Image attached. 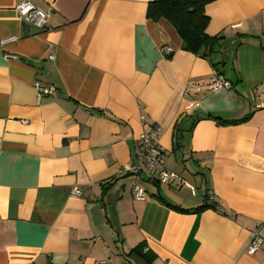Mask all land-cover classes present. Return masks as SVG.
<instances>
[{
	"label": "crops",
	"instance_id": "1",
	"mask_svg": "<svg viewBox=\"0 0 264 264\" xmlns=\"http://www.w3.org/2000/svg\"><path fill=\"white\" fill-rule=\"evenodd\" d=\"M23 1L48 13L44 30L18 18ZM151 1L0 0V264H132L140 244L153 264H264V0L205 7L230 87L202 93L213 69L146 18ZM155 126L164 168L193 192L122 173Z\"/></svg>",
	"mask_w": 264,
	"mask_h": 264
},
{
	"label": "trees",
	"instance_id": "2",
	"mask_svg": "<svg viewBox=\"0 0 264 264\" xmlns=\"http://www.w3.org/2000/svg\"><path fill=\"white\" fill-rule=\"evenodd\" d=\"M212 2L213 0H152L147 6L146 18L152 22L161 19L167 21L179 37L183 52L207 61L216 74L223 76L222 69L226 60L213 61V57L222 50L220 44L222 38L219 36L210 37L206 34L209 18L206 16L204 9ZM167 58H171V56L169 55ZM205 118L216 120L209 115ZM205 118H198L193 122L206 120ZM247 119L248 116L237 121L217 120V124L225 126L244 122ZM153 185H157V183L154 182ZM209 207L203 204L194 209V212L198 213ZM171 208L178 212H188L180 208ZM144 248L143 244L133 248L126 255L128 261L132 264H153V255L148 251H144Z\"/></svg>",
	"mask_w": 264,
	"mask_h": 264
},
{
	"label": "built area",
	"instance_id": "3",
	"mask_svg": "<svg viewBox=\"0 0 264 264\" xmlns=\"http://www.w3.org/2000/svg\"><path fill=\"white\" fill-rule=\"evenodd\" d=\"M15 12L20 20L25 21L37 30H44L46 28L48 13L39 10L32 6L29 2L23 1L16 5ZM9 41V40H7ZM2 41L0 44L4 45L6 42ZM194 86V92H219L220 90L230 87L228 81L224 76L218 75L215 72L212 74V78L206 82H198L192 84ZM38 87L39 96L49 95L53 92V88ZM162 133L161 128L158 126L151 127L144 130L138 137V145L135 152V163L129 165L122 170L123 174L138 175L142 172L149 176V180L163 186L181 187L182 185L188 188L191 192L194 191L193 187L183 180L179 175L170 172L164 168V157L159 149V138ZM133 197L137 201H144V191L134 186L132 189ZM81 191L78 187H73L71 190V196L79 197ZM212 194L208 193V203L212 200ZM206 204V203H205ZM262 244V239L258 234L257 229L251 231V238L246 247L245 254L248 256L255 255Z\"/></svg>",
	"mask_w": 264,
	"mask_h": 264
},
{
	"label": "rangeland",
	"instance_id": "4",
	"mask_svg": "<svg viewBox=\"0 0 264 264\" xmlns=\"http://www.w3.org/2000/svg\"><path fill=\"white\" fill-rule=\"evenodd\" d=\"M218 57L220 58V52L219 53H217L214 57H213V61L214 62H217V60H218ZM229 72V70H227V73ZM170 156V155H169ZM172 158V157H171ZM177 159H178V157H176ZM165 161V160H164ZM178 164H180V162H179V160H178ZM186 173H188L187 175L189 176V180H187V179H185L186 181H190L191 179H192V176H191V174L189 173V172H186ZM178 175H180V174H178ZM182 178V177H181ZM184 180V179H183ZM190 183H192V182H190ZM193 185H194V187H196L197 188V191H198V187H199V183L198 182H194L193 183ZM170 190H171V192H173V193H175V194H178L179 192H185V193H188V190L186 189V187L185 186H181L180 188H175V187H173V188H170Z\"/></svg>",
	"mask_w": 264,
	"mask_h": 264
}]
</instances>
